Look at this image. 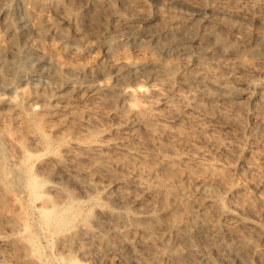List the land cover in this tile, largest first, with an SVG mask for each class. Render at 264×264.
Segmentation results:
<instances>
[{"label":"rangeland","instance_id":"374dc122","mask_svg":"<svg viewBox=\"0 0 264 264\" xmlns=\"http://www.w3.org/2000/svg\"><path fill=\"white\" fill-rule=\"evenodd\" d=\"M62 4L0 0V264H173L190 204L187 264H264V0Z\"/></svg>","mask_w":264,"mask_h":264},{"label":"bare ground","instance_id":"6f19581e","mask_svg":"<svg viewBox=\"0 0 264 264\" xmlns=\"http://www.w3.org/2000/svg\"><path fill=\"white\" fill-rule=\"evenodd\" d=\"M35 1L44 5V6L55 7V8L63 7L62 0H35ZM102 1H104V0H94V3L99 4ZM66 11L68 13H70L71 8L66 7ZM222 43H223V45L228 44L225 40H223ZM129 65H130V62L124 61L121 64V66L119 67L120 72L123 73V71H124V70H122L123 67L129 66ZM193 78H200L201 79V76H199L196 73V74H193ZM108 86H109V84L98 83L99 89H104L105 87H108ZM26 89H27V87L20 88L19 93L24 94L26 92ZM145 90L146 89L143 85H139L136 88H133V87L126 88L125 92L127 94H130V95H135L137 92H144ZM1 99H2V97H0V100ZM65 164L66 165H72L71 163L67 162L66 160H65ZM70 170H71L70 173L73 174V176L77 179L80 175H86L89 173L88 169H86L85 167L70 168ZM108 196L113 201H117V202H121V203H128V204H130L131 207H134L137 210V214L135 216V221L140 222V224L142 221H144L145 223L142 225L146 229L152 230L153 225H154L153 223L155 221L160 220V216L153 210L151 205L149 203H147L145 198L140 196L139 194L121 190V191H118L117 193L109 192ZM111 215L114 216V219L118 223H126V221H127V219L125 218L126 216L124 217L123 215H119V214H111ZM49 217L50 216L48 215L47 219H50ZM201 221H202V219L199 216L198 208H195V204H190L188 206V224L186 225V228L181 231V233L184 237V240H186L185 244H184V251L182 250V240L180 238H177L176 240L170 242V244L168 243V246L170 248H172L171 252L173 253L172 254L173 264H177V263L187 264L188 262H190V259L188 258V256L192 255V254H196V252H197L196 244L191 240L192 230L194 227H197L198 225H203L204 222H203V224H201ZM168 223L170 224V226H173V227L178 226V222L176 219L169 220ZM228 229H229V231L227 233V236H228L229 241H227L225 243V248L228 250V253L242 257L243 252H245L244 251L245 250L244 249V242H245L244 236L245 235L243 236V233H241L237 229V224L229 225ZM93 234H94V232L91 229H86L84 235L91 236ZM70 237H72V236H70ZM246 239L248 240V238H246ZM248 241H246V243ZM247 244L252 245V243H247ZM213 248L216 249L218 252H221V249H222L220 246H217L215 244L213 245ZM248 248H249V246H248ZM256 252H257V250H256ZM221 254H222L221 257L223 259H226V257H227L226 253L221 252ZM152 258H153L154 264H158V262H157L158 258H156L155 256H153Z\"/></svg>","mask_w":264,"mask_h":264}]
</instances>
